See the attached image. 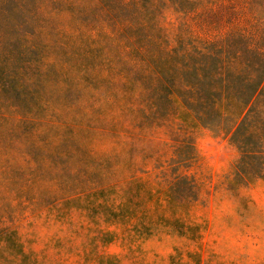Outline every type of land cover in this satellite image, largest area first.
<instances>
[{"label":"trees","instance_id":"obj_1","mask_svg":"<svg viewBox=\"0 0 264 264\" xmlns=\"http://www.w3.org/2000/svg\"><path fill=\"white\" fill-rule=\"evenodd\" d=\"M221 1L0 0V185H15L34 151L93 161L90 132L163 129L167 202H195L200 187L183 171L197 159L194 126L237 148L231 184L264 178V0L200 36L191 17Z\"/></svg>","mask_w":264,"mask_h":264},{"label":"rangeland","instance_id":"obj_2","mask_svg":"<svg viewBox=\"0 0 264 264\" xmlns=\"http://www.w3.org/2000/svg\"><path fill=\"white\" fill-rule=\"evenodd\" d=\"M234 1L192 16L198 34H222L234 6L247 16L259 4ZM132 133L84 136L93 161L69 152L22 157L17 183L0 185V264H264V178L230 183L239 152L226 136L188 129L197 159L183 171L199 199L169 204L160 168L170 162L169 138L163 129ZM102 175L113 179L97 186Z\"/></svg>","mask_w":264,"mask_h":264}]
</instances>
